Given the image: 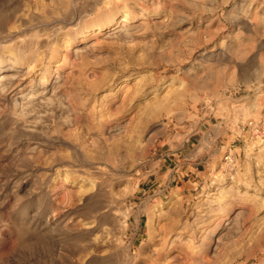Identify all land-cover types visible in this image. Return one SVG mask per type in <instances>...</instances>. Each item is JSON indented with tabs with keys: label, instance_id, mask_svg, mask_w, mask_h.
Segmentation results:
<instances>
[{
	"label": "rangeland",
	"instance_id": "rangeland-1",
	"mask_svg": "<svg viewBox=\"0 0 264 264\" xmlns=\"http://www.w3.org/2000/svg\"><path fill=\"white\" fill-rule=\"evenodd\" d=\"M0 264H264V0H0Z\"/></svg>",
	"mask_w": 264,
	"mask_h": 264
},
{
	"label": "bare ground",
	"instance_id": "bare-ground-1",
	"mask_svg": "<svg viewBox=\"0 0 264 264\" xmlns=\"http://www.w3.org/2000/svg\"><path fill=\"white\" fill-rule=\"evenodd\" d=\"M35 91V90H34ZM34 100V99H33Z\"/></svg>",
	"mask_w": 264,
	"mask_h": 264
}]
</instances>
